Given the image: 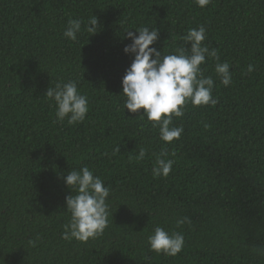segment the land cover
<instances>
[{
	"label": "trees",
	"instance_id": "16d2710c",
	"mask_svg": "<svg viewBox=\"0 0 264 264\" xmlns=\"http://www.w3.org/2000/svg\"><path fill=\"white\" fill-rule=\"evenodd\" d=\"M93 15L99 31L90 34L84 24ZM70 19L84 22L75 42L63 35ZM200 25L232 83L223 86L217 61L206 59L218 103L187 105L173 119L183 133L165 145L147 117L123 109L122 78L134 59L123 51L127 30L158 29L150 47L171 54L190 48L182 37ZM68 80L89 100L75 125L57 122L45 95ZM141 147L148 152L137 162ZM165 147L175 163L168 177L154 178ZM85 166L110 189L108 226L86 243L62 238L65 198L76 194L64 178ZM184 217L191 223L178 227ZM157 226L184 235L177 256L150 250ZM261 248L264 0L204 8L195 0H0V264H264Z\"/></svg>",
	"mask_w": 264,
	"mask_h": 264
},
{
	"label": "clouds",
	"instance_id": "9594fccd",
	"mask_svg": "<svg viewBox=\"0 0 264 264\" xmlns=\"http://www.w3.org/2000/svg\"><path fill=\"white\" fill-rule=\"evenodd\" d=\"M198 7L204 8L211 0H195ZM82 19H70L63 35L75 42L82 31ZM84 28L90 34L99 31L98 18L90 16ZM127 30L130 44L125 45L123 51L133 54L134 59L126 69L122 78V94L124 96L123 109L131 113H138L147 117L152 128L159 129V139L165 145L178 140L183 133V126H173L174 118L184 116L186 106L193 107L216 105L218 99L213 96L214 80L211 76L204 75L201 65L206 59L215 60V74L220 83L227 87L232 83V73L227 61L218 62V49L209 48L204 43L206 28H190L182 37L189 47H179L171 54H162L154 45L159 39L158 29L149 27L133 28ZM138 32V35H137ZM254 66L249 64L247 71L250 73ZM50 101L56 105L55 117L57 122L66 121L68 125L83 122L89 111L88 97L78 89L77 80L67 82L58 81L49 87L45 93ZM142 110V111H141ZM204 127L209 125L205 122ZM119 146L114 152H119ZM148 149L141 147L132 159L143 161ZM174 155V154H171ZM167 148H162L155 155L152 175L154 178L168 177L175 163L169 158ZM66 185L75 195L66 196V210L70 213V220L65 224L62 238L68 241L73 239L88 242L102 235L108 226L110 189L104 181L87 166L79 170H71L64 178ZM177 226L191 223L187 217L178 219ZM39 238L37 237V240ZM35 247L37 241L28 242ZM150 250L157 254L174 257L184 247V235L180 232L169 233L164 228L157 226L148 236ZM257 254L264 255V248L255 249Z\"/></svg>",
	"mask_w": 264,
	"mask_h": 264
}]
</instances>
